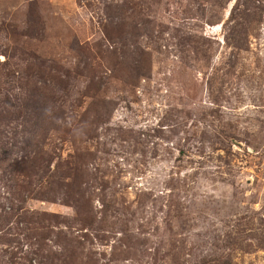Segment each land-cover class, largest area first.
I'll use <instances>...</instances> for the list:
<instances>
[{
    "label": "rangeland",
    "instance_id": "1",
    "mask_svg": "<svg viewBox=\"0 0 264 264\" xmlns=\"http://www.w3.org/2000/svg\"><path fill=\"white\" fill-rule=\"evenodd\" d=\"M0 264H264V0H0Z\"/></svg>",
    "mask_w": 264,
    "mask_h": 264
},
{
    "label": "trees",
    "instance_id": "2",
    "mask_svg": "<svg viewBox=\"0 0 264 264\" xmlns=\"http://www.w3.org/2000/svg\"><path fill=\"white\" fill-rule=\"evenodd\" d=\"M19 173H21L20 171H19ZM66 177V175L65 174H62L61 175V177L60 178H57L56 180H54V181H52V183H53V187H54V190H53V187L51 186V188H48L50 191H55V190H57L58 192L59 191H66V189H65V187H63L64 185H67L66 183H64V178ZM68 183V182H67ZM75 183V180H72L71 182H70V184L69 185H67V186H72L73 184ZM63 187V188H62ZM70 187L68 188V190H70ZM21 191V190H20ZM47 193V192H46ZM67 193V192H66ZM68 239V238H67ZM65 248H66V251H68V249H67V246L65 245ZM53 257V256H52ZM51 257V258H52ZM66 257H70V258H72L73 257V254L72 253H70V252H68L67 254H66ZM57 259H58V257H57ZM53 260V259H52ZM63 261H66V259H63Z\"/></svg>",
    "mask_w": 264,
    "mask_h": 264
}]
</instances>
